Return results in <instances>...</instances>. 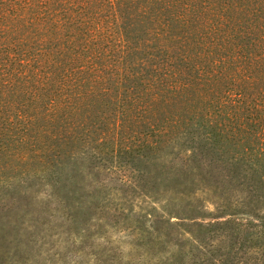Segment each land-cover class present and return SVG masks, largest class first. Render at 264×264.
I'll use <instances>...</instances> for the list:
<instances>
[{
  "label": "trees",
  "instance_id": "trees-1",
  "mask_svg": "<svg viewBox=\"0 0 264 264\" xmlns=\"http://www.w3.org/2000/svg\"><path fill=\"white\" fill-rule=\"evenodd\" d=\"M257 133L264 0H0L6 157L59 158L114 134L130 139L125 157Z\"/></svg>",
  "mask_w": 264,
  "mask_h": 264
},
{
  "label": "rangeland",
  "instance_id": "rangeland-1",
  "mask_svg": "<svg viewBox=\"0 0 264 264\" xmlns=\"http://www.w3.org/2000/svg\"><path fill=\"white\" fill-rule=\"evenodd\" d=\"M111 140L0 150V264H264L263 135L125 157Z\"/></svg>",
  "mask_w": 264,
  "mask_h": 264
}]
</instances>
